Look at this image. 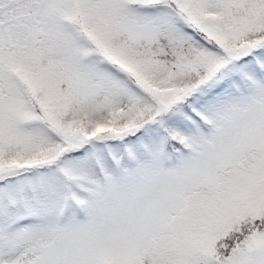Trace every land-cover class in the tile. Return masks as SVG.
I'll use <instances>...</instances> for the list:
<instances>
[{
    "label": "snow or ice",
    "instance_id": "6c2138e0",
    "mask_svg": "<svg viewBox=\"0 0 264 264\" xmlns=\"http://www.w3.org/2000/svg\"><path fill=\"white\" fill-rule=\"evenodd\" d=\"M0 264H264V0H0Z\"/></svg>",
    "mask_w": 264,
    "mask_h": 264
}]
</instances>
